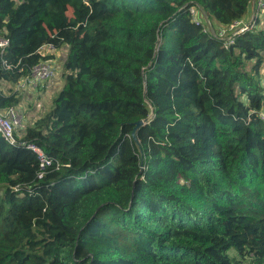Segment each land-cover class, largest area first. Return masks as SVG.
<instances>
[{
	"label": "trees",
	"instance_id": "1",
	"mask_svg": "<svg viewBox=\"0 0 264 264\" xmlns=\"http://www.w3.org/2000/svg\"><path fill=\"white\" fill-rule=\"evenodd\" d=\"M253 1L0 0L1 111L68 47L53 109L0 136V264H264V30L191 11Z\"/></svg>",
	"mask_w": 264,
	"mask_h": 264
},
{
	"label": "built area",
	"instance_id": "2",
	"mask_svg": "<svg viewBox=\"0 0 264 264\" xmlns=\"http://www.w3.org/2000/svg\"><path fill=\"white\" fill-rule=\"evenodd\" d=\"M193 15H200L203 14L206 16L203 9L196 5V8L192 9ZM198 18V17H197ZM206 19L207 16H206ZM197 22H202L198 19H196ZM210 21L209 19L205 24L208 27V30L211 32V34L215 37H220L221 39L225 40L226 42H233V38L238 35L239 33H242L250 28V24L248 26L243 27V22H236L233 25L230 26L228 29V33H225L224 31L220 30V32L216 29L212 31L211 25L208 23ZM204 23V22H203ZM9 45V41L4 38H0V50H4ZM44 49H53L52 47H44L42 49V53L44 54ZM52 62L46 61L40 63L38 66H36L32 71V78L26 79L17 86V91L23 90L27 85H33V84H39L43 83L45 81H49L54 76V68L51 64ZM261 118L264 120V112L261 114ZM22 127V118L18 112L17 109L9 108L6 111L0 110V136L10 145L14 146L17 144H24L20 142V139L18 137V129ZM30 149L33 151L39 153L42 160V167L45 168L46 165H50V163L46 160V158L43 156V154L34 146H29ZM42 177V175H40Z\"/></svg>",
	"mask_w": 264,
	"mask_h": 264
},
{
	"label": "crops",
	"instance_id": "3",
	"mask_svg": "<svg viewBox=\"0 0 264 264\" xmlns=\"http://www.w3.org/2000/svg\"><path fill=\"white\" fill-rule=\"evenodd\" d=\"M49 51L52 53L54 58L53 63H51L54 68V76L49 81H45L44 84L27 85L22 90V104L17 109L21 118L24 119V124L20 130L21 133H23L27 127L32 126L37 119L45 115L41 114L44 110L43 107L54 101L64 88L63 68L68 54V47L64 46L60 49L43 50L44 54L47 55ZM17 87L18 86L15 87L16 90L18 89Z\"/></svg>",
	"mask_w": 264,
	"mask_h": 264
},
{
	"label": "rangeland",
	"instance_id": "4",
	"mask_svg": "<svg viewBox=\"0 0 264 264\" xmlns=\"http://www.w3.org/2000/svg\"><path fill=\"white\" fill-rule=\"evenodd\" d=\"M255 3L258 5V8H259L260 4H259V1L258 0L253 1V4H252L253 5V8H254V4ZM256 4H255V6H256ZM253 8H252V11H251L249 17H247V19H245L243 21V25H244L243 27L248 26L249 24L250 25H253L255 22H256V25H257L256 19H257V16H259L258 23H260V24L256 28L258 30H264V8L260 7L259 10H255V12H254ZM195 16L199 18L198 20H200V21H202L204 23L207 22V20H208V19H206V16H204L203 14H200V15H197L196 14ZM208 23L211 25L212 31H213V29L216 30L217 29V26H218V28H221L222 31H224L225 33H228V29L226 27L219 26L215 22L213 24L212 22L208 21ZM50 51H49L48 55L47 54H44V55H46V56H52L53 57V55H52V53H50ZM53 59L51 60L52 63H53ZM63 71H64V68H63ZM44 83L45 82L39 83L38 85L44 84ZM64 84H65V79H64ZM8 86H10V85H8ZM9 88H12V87L10 86ZM12 89L14 90L15 87H13ZM22 93H23V91L20 90V95H22ZM53 104H54V101H52L49 105H45V107H43L44 110H43V112H41V114H46V113L50 112L53 109ZM23 124H24V119L22 118V126H23ZM243 264H249V261L248 260H245V262Z\"/></svg>",
	"mask_w": 264,
	"mask_h": 264
},
{
	"label": "water",
	"instance_id": "5",
	"mask_svg": "<svg viewBox=\"0 0 264 264\" xmlns=\"http://www.w3.org/2000/svg\"><path fill=\"white\" fill-rule=\"evenodd\" d=\"M253 10H254V12H255V10H257L255 4H254ZM149 119L150 118H147L145 120H140V121L136 122L134 131L132 133L133 140L136 143V145L140 148L141 153H142V149H141V144H140L139 138L137 136V132L141 129V127H143L144 125H146L149 122ZM142 161H143V158H142Z\"/></svg>",
	"mask_w": 264,
	"mask_h": 264
}]
</instances>
